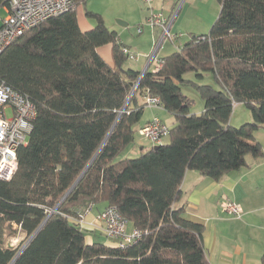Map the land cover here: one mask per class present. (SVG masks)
<instances>
[{"label":"trees","instance_id":"16d2710c","mask_svg":"<svg viewBox=\"0 0 264 264\" xmlns=\"http://www.w3.org/2000/svg\"><path fill=\"white\" fill-rule=\"evenodd\" d=\"M83 1L73 0V10L31 29L0 55V78L36 109L14 176L0 181V264L18 253L10 241L27 242L51 212L13 264H210L203 226L177 206L180 187L187 171L218 182L247 167L248 157L262 156L254 134L264 129V0H216L220 12L208 34L190 36L159 59L157 73L141 77L123 68L126 47L101 16L85 13L95 25L80 31L75 9ZM107 44L115 69L96 52ZM188 73L196 80L210 75L216 86L187 80ZM185 86L203 102L199 115L190 112ZM145 97H157L174 124L165 143L126 158ZM235 103L251 122L230 124ZM89 205L116 208L140 240L123 249L87 244L88 231L70 219Z\"/></svg>","mask_w":264,"mask_h":264},{"label":"crops","instance_id":"0c3cea01","mask_svg":"<svg viewBox=\"0 0 264 264\" xmlns=\"http://www.w3.org/2000/svg\"><path fill=\"white\" fill-rule=\"evenodd\" d=\"M153 0H151V3ZM139 3H141L139 1ZM80 5V4H79ZM76 7L77 24L81 32H88L93 29V25L78 11ZM146 13L138 16L140 24L150 13L155 12L153 5L141 7ZM171 12V11H170ZM165 18H173L170 31L174 30L173 26L179 14L174 16L170 13L163 15ZM181 26H176L175 34ZM149 35L146 42L127 39L125 30L109 29L116 32L118 42L125 46L135 58L128 59L124 64V69H132L140 74L144 71L149 62V57L157 46L161 34L158 27L149 28ZM135 36H141L136 33ZM172 32V33H173ZM161 33V32H160ZM146 43V44H145ZM164 42L157 50L158 59L168 54L159 55L163 49ZM99 57L112 69L116 68L113 45L107 44L96 49ZM144 99L140 98V102ZM153 117L159 118L170 127L174 124V118L163 108L145 107L140 122L134 127H143ZM252 120L250 112L242 105L233 104V112L230 124L237 127L240 124ZM255 140L260 144L262 156L257 159L248 157V166L238 171L231 172L224 176L220 181L214 182L197 172L187 171L181 184V200L177 206L184 208V216L187 220L203 226V246L205 255L210 264H261L264 256V129L261 128L254 134ZM149 147V144L144 143ZM139 149L132 147L124 153V157L131 158L139 155ZM225 198L238 204L242 209V215L239 219L228 216L220 211L219 202ZM103 207H93L86 220L90 221L96 214L100 213ZM130 231V228H127ZM92 236L85 237L87 244L100 242L107 246H112L111 242L104 239V235L98 231H89Z\"/></svg>","mask_w":264,"mask_h":264},{"label":"built area","instance_id":"2783aa9c","mask_svg":"<svg viewBox=\"0 0 264 264\" xmlns=\"http://www.w3.org/2000/svg\"><path fill=\"white\" fill-rule=\"evenodd\" d=\"M140 2L148 6L151 4V0H140ZM0 8L4 11V16L0 17L1 55L8 46L31 29L50 18L73 10L74 2L73 0H7ZM172 22L173 18H165L162 13H150L145 19L144 24L160 29V38H162L149 57L150 63L146 71L157 73L161 68V62L156 57V50L164 42L173 44L183 36L170 31ZM142 29V24L137 26L136 33L141 34ZM122 54L130 60L135 58L127 48H122ZM144 102L147 107L163 108L157 97H145ZM7 110L11 112L10 117L6 115ZM35 119L36 109L29 98L14 90L0 78V181L9 182L14 176L18 166L17 151L20 147L27 145ZM169 131L168 124L153 117L143 127L138 128L136 133L154 147L163 143ZM93 207L89 205L87 208L79 209L77 219L70 220L84 231H100L115 248L123 249L140 240L142 233L138 230L128 231L127 221L114 207H106L90 221L86 220ZM219 208L222 213L233 218L239 219L242 215L241 207L225 198H221ZM16 242L17 239H13L9 245L15 246ZM27 244L26 242L22 249Z\"/></svg>","mask_w":264,"mask_h":264},{"label":"rangeland","instance_id":"374dc122","mask_svg":"<svg viewBox=\"0 0 264 264\" xmlns=\"http://www.w3.org/2000/svg\"><path fill=\"white\" fill-rule=\"evenodd\" d=\"M139 1L140 0H84L80 3L78 11L81 12L84 17L85 13L98 14L101 16L104 25L108 29L119 30L120 27V30L127 31V39L129 41L136 40L141 42V40H143L146 42V38L149 35V28L151 27L144 24L145 19L138 24L139 20L136 18H138L140 14L144 15V13H146V11H144L139 5ZM150 5H153L155 12H161L162 15L170 13V15L173 16L177 12L179 16L173 26V31L176 30V26L179 23L181 28L176 34L183 35L181 38L173 42V44L165 43L163 49L160 50L159 55H169L175 52L178 49V46L183 45L189 40L190 36L199 37L201 35H207L220 12V5L216 0H153ZM3 16L4 11L0 8V17ZM85 18L88 20L89 24L93 26L95 25V20L87 17ZM120 22L126 25H121ZM141 24L143 25L144 32L141 36L136 37L134 30ZM173 31L171 30V32ZM160 32H157L159 36L161 34ZM184 77L196 84H211L216 86L210 75L203 76L201 80H196L192 73H188ZM182 93L192 101L190 112L199 115L203 109V102L199 94L191 86L183 87ZM6 115L10 117L11 112L7 110ZM241 125L242 124L237 127ZM166 141L167 139H164L163 143ZM144 143H146V141L136 133L134 136V142L129 149L131 147L133 149H139L140 147L147 149L153 147V145L147 147L148 145L145 146ZM85 236H92V234L86 232ZM104 239L106 240L105 237ZM25 244V240L17 238L15 246H18V252L25 246Z\"/></svg>","mask_w":264,"mask_h":264},{"label":"water","instance_id":"95a60500","mask_svg":"<svg viewBox=\"0 0 264 264\" xmlns=\"http://www.w3.org/2000/svg\"><path fill=\"white\" fill-rule=\"evenodd\" d=\"M139 5L142 7V3H139ZM120 23H121V25H126V24H124V23H122V22H120ZM160 41H162V38H160ZM149 63H150V60H149L148 64L146 65L144 71L140 74V77L145 73L146 69L148 68ZM140 77H139V79H140ZM136 86H137V84L134 85V87H133V89H132V91H131L130 97H131V95L134 93V91H135V89H136ZM128 101H129V100H128ZM128 101H127V103H128ZM125 107H126V106H125ZM124 109H125V108H124ZM124 109L122 110V112L124 111ZM113 128H114V126H113L112 129L110 130V133H111V131L113 130ZM110 133H109V134H110ZM109 134H108V136H109ZM108 136H107V137H108ZM107 137H106V139H107ZM106 139L104 140V142L102 143L101 147H100L99 150L96 152V154L94 155V157L92 158V160L89 162V164L87 165V167L85 168V170L82 172V174L80 175V177L78 178V180L75 182V184L72 186V188L66 193V195L62 198V200L59 202V204L55 207L54 211L58 208V206L62 203V201L67 197V195L71 192V190L74 188V186L77 184V182H78V181L81 179V177L84 175V173L88 170V168L90 167V165L92 164V162H93L94 159L96 158L97 154H98L99 151L101 150L102 146L104 145ZM157 147H158V146H154L153 148H157ZM51 214H52V212H51ZM51 214H49V215L46 217V219L42 222V224L39 226V228L36 230V232H34V233L32 234V236L29 238V240L27 241V243H29V242L33 239V237H34V236L36 235V233L40 230V228L44 225V223L47 221V219L50 217ZM22 250H23V249H22ZM22 250H20V251L16 254V256H15L14 259L10 262V264H13V263L15 262V260L17 259V257L19 256V254L21 253Z\"/></svg>","mask_w":264,"mask_h":264}]
</instances>
